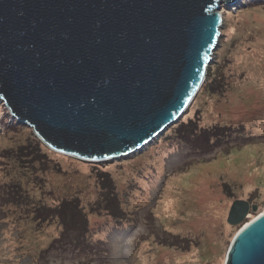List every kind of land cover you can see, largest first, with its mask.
<instances>
[{
	"label": "rangeland",
	"instance_id": "rangeland-1",
	"mask_svg": "<svg viewBox=\"0 0 264 264\" xmlns=\"http://www.w3.org/2000/svg\"><path fill=\"white\" fill-rule=\"evenodd\" d=\"M221 12L226 18L210 66L212 74L223 76V86L209 92L206 79L181 120L197 111L202 128L242 126L247 136L208 154L190 155L169 140L124 160L102 162L43 145L48 159L30 161L18 150L34 138L42 141L0 101V264H225L243 227L228 222L233 204L245 200L258 206L259 214L251 211L247 221L264 212V0H237ZM105 163L113 164L102 169ZM97 170L111 173L117 190L101 187ZM17 185L28 199L9 204L8 190ZM109 193H120L129 221L136 218L129 231L113 227L106 209H96ZM72 197L87 213L91 243L84 251L50 248L61 225L39 222L31 203L52 207Z\"/></svg>",
	"mask_w": 264,
	"mask_h": 264
},
{
	"label": "water",
	"instance_id": "water-1",
	"mask_svg": "<svg viewBox=\"0 0 264 264\" xmlns=\"http://www.w3.org/2000/svg\"><path fill=\"white\" fill-rule=\"evenodd\" d=\"M237 0H0V101L54 152L136 154L191 107ZM238 200L225 264H264V213Z\"/></svg>",
	"mask_w": 264,
	"mask_h": 264
},
{
	"label": "trees",
	"instance_id": "trees-1",
	"mask_svg": "<svg viewBox=\"0 0 264 264\" xmlns=\"http://www.w3.org/2000/svg\"><path fill=\"white\" fill-rule=\"evenodd\" d=\"M223 16L225 20L226 14H223ZM215 63L217 62L215 61ZM207 79H209L210 81L206 83V87H205L206 90L212 93L219 92V89L221 88V86H223L222 84L223 76L220 75L218 77L216 73L212 74V66H209L208 68ZM199 118L200 115L197 114L196 111L194 114V118H189L186 121L181 120L179 124H177L178 123L177 122L176 124L172 125L168 129V131H166L168 132L167 134H165L166 133L165 132L164 133L165 135L163 134L159 139L155 140L151 145H149L144 150L136 154L143 153L144 151H146L147 148H150V146H152L153 144H157L159 141L166 142L169 140L170 141L176 140L177 144H179V147H181L180 149L185 150L188 154L202 156L205 153L208 154L209 152L214 151V149L224 145L225 143L227 144V142L225 141L229 139L239 140L241 139V137L247 136V133L244 132L242 126L232 127L228 125L219 126L216 124L213 125L212 127L202 128L199 125L200 122ZM13 127L17 128V126H13ZM245 140L248 141L249 138H246ZM43 145L47 147L44 143L34 138L33 144H30V146H27L25 148H21L18 151L22 153L24 152L25 155L31 156L32 160L30 161H34L36 159L47 160L48 159L47 154L41 152V148ZM236 145H243V144L237 143ZM49 151L52 150L49 149ZM210 158L211 157H205L204 159L202 158L200 159H202L203 161H208ZM124 159H126V157L122 158V160ZM196 161H199V159H195L194 161L191 162H196ZM110 164L113 163H109V164L105 163L102 164L101 167L102 169H105ZM149 168L153 172L156 171V169L152 165H149ZM142 171L141 172L138 171L137 175L139 177H141ZM97 172H99L98 177L101 179V184H100L101 187H103L104 189L109 188L110 193L112 192V190H117L116 179L111 173H109L108 171L102 172L99 170H97ZM8 191L10 192L8 193L9 204H13L15 202L18 203V201L16 200H19L20 202L28 199V196L23 195L21 185L14 186L12 190H8ZM110 193L107 200H105L104 203L103 201H101L102 204L99 203L96 206V209L98 210H101L102 208L106 209L107 214H109L112 218L111 221L113 227H117L118 229H125L129 231V229L133 227L131 225H136L137 220L135 218L131 220L132 222L129 221L130 218H128V216L130 215V213L122 208V199L119 197L120 193L119 195L118 193L112 195ZM5 204H8V202H6ZM31 206L34 207V212H35L34 216L39 220V222L50 223L57 220L61 225L60 236L53 241L50 248H52V246L53 247L56 246V247H62L64 249L78 248L84 251L87 245H90L91 243L89 241L90 239L89 233L91 230L90 222H89V218L87 217L86 211L81 205V200L78 197H72L71 199L68 200L63 199L61 202H58L57 205H54L52 207L38 203H31ZM258 214L259 213H257V215ZM126 223H128L127 226L125 225ZM87 264H93V262H88Z\"/></svg>",
	"mask_w": 264,
	"mask_h": 264
},
{
	"label": "bare ground",
	"instance_id": "bare-ground-1",
	"mask_svg": "<svg viewBox=\"0 0 264 264\" xmlns=\"http://www.w3.org/2000/svg\"><path fill=\"white\" fill-rule=\"evenodd\" d=\"M124 158V157H123ZM264 213V212H263ZM263 213H261V214H263ZM256 217H254V218H252L250 221H252V220H254ZM250 221H248L247 223H249Z\"/></svg>",
	"mask_w": 264,
	"mask_h": 264
}]
</instances>
